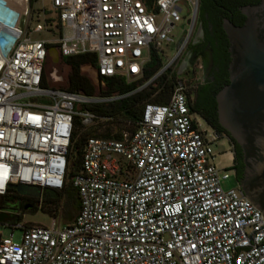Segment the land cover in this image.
I'll use <instances>...</instances> for the list:
<instances>
[{"label": "built area", "instance_id": "built-area-1", "mask_svg": "<svg viewBox=\"0 0 264 264\" xmlns=\"http://www.w3.org/2000/svg\"><path fill=\"white\" fill-rule=\"evenodd\" d=\"M50 3L54 16L29 27L28 0H0V194L21 184L39 192L61 189L72 132L83 131L79 170L69 176L78 208L62 225L55 219L47 225L8 223L21 233L17 242L0 237V264H264L260 212L237 182L221 186L229 170L211 162L216 134L200 126L176 69L198 0ZM183 5L186 32L161 64L162 42L183 17ZM40 30L55 36L29 37ZM50 47L58 59L92 54L93 76L121 79L132 88L85 95L44 85ZM151 53L160 64L144 77ZM162 75L171 82L166 100H140L137 119L98 112ZM117 118L131 128L112 130L107 124ZM100 123L108 136L95 134Z\"/></svg>", "mask_w": 264, "mask_h": 264}, {"label": "water", "instance_id": "water-1", "mask_svg": "<svg viewBox=\"0 0 264 264\" xmlns=\"http://www.w3.org/2000/svg\"><path fill=\"white\" fill-rule=\"evenodd\" d=\"M29 6V4H27ZM240 25L221 18L227 40V83L214 93L217 123L240 149L237 180L244 198L261 215L264 226V0L237 8ZM202 73L211 65L209 52L201 54ZM20 193L39 196L34 185H17ZM3 219L0 217V222ZM258 227V228H260ZM255 231V230H253ZM252 231V232H253ZM246 237L251 240V234Z\"/></svg>", "mask_w": 264, "mask_h": 264}, {"label": "trees", "instance_id": "trees-1", "mask_svg": "<svg viewBox=\"0 0 264 264\" xmlns=\"http://www.w3.org/2000/svg\"><path fill=\"white\" fill-rule=\"evenodd\" d=\"M32 0H28L29 8ZM209 0H198L197 18L203 19V13L208 9ZM50 21V19H46ZM50 46V45H48ZM46 59V58H45ZM45 62V60H44ZM59 62L65 67V74L63 82L56 87L69 91H79L85 95L94 94H110V93H122L132 88L131 84H124L121 79L103 78L99 75H94L93 79H90L83 71V66H89L92 71L95 69V59L92 54L82 53L60 57ZM43 63L42 84L46 85V77ZM159 59L157 55L151 53L149 60L144 66V77L150 75L159 66ZM102 81L103 86L95 84V82ZM171 82L166 81L164 76H160L152 85H149L147 89L137 91L128 94L113 103H110L106 109H99V113L108 114L116 113L117 115L128 118L131 120L137 119L138 103L144 98L152 102H164L169 93ZM200 89H194L193 99L191 100V109L197 112L205 121V123L212 128L216 135L224 134L230 144L232 152V164L230 169L234 172V177L237 179L241 172L242 164L240 162V149L235 141L230 138L227 132L217 123L215 115V103L213 96L207 95L204 100L195 101L196 92ZM215 91V90H214ZM86 132H78L74 130L72 132L71 145L67 155V171L65 177V184L61 189H42L39 192V196L36 197L34 205L29 207H23L30 198L23 193H20L18 189L13 188L10 192L0 194V209L8 204H17V211L23 209H30L34 212L37 208L41 211L54 215L55 212H59V217L63 219L65 223H70L77 211L78 200L75 189L69 184V176L74 175L79 170L80 153ZM99 136H108V127H103L102 132L95 133ZM115 136V135H114ZM3 213L0 211V217ZM19 215H14L11 219L3 220L0 223L13 224L18 222ZM27 225V223H22Z\"/></svg>", "mask_w": 264, "mask_h": 264}, {"label": "flooded vegetation", "instance_id": "flooded-vegetation-1", "mask_svg": "<svg viewBox=\"0 0 264 264\" xmlns=\"http://www.w3.org/2000/svg\"><path fill=\"white\" fill-rule=\"evenodd\" d=\"M257 1L209 0V6L203 13V19H196L193 36L185 46L177 62L179 73H183L187 69H191L192 71L191 77L182 78L186 92L191 100L193 99L194 89H200L196 92L195 101L204 100L210 94L214 100V93L217 89L227 83V63L229 57L227 53V40L221 28V18H226L234 25H240L244 19V15L239 13L237 8L242 5L255 4ZM206 52L210 54L211 65L207 72L203 74L200 55ZM196 71L198 76L194 77ZM202 120L204 121L203 118ZM205 125L207 124L205 123ZM209 128L212 129L211 127ZM231 172L234 176L232 169ZM238 178H235L236 182ZM29 198L30 201L24 204V208L34 205V201H36V197ZM17 206L18 203L3 206L0 209L3 213L1 218L3 220L11 219L16 215Z\"/></svg>", "mask_w": 264, "mask_h": 264}, {"label": "rangeland", "instance_id": "rangeland-1", "mask_svg": "<svg viewBox=\"0 0 264 264\" xmlns=\"http://www.w3.org/2000/svg\"><path fill=\"white\" fill-rule=\"evenodd\" d=\"M182 18L178 21L174 22L173 27L170 29L168 33V40L163 41L161 45L162 55H161V64L165 63L166 59L172 54L175 44L180 35L185 34L186 32V22L185 19L188 13V7L182 6ZM54 16V10L51 7L50 0H32L30 5V18L28 21V26L33 27L35 24H42V17L52 18ZM194 29L192 31L191 37L193 36ZM55 34L50 35L45 31L40 30L37 32H31L29 37L31 39H47L54 38ZM190 37V38H191ZM44 70L46 77V85L47 86H57L63 82V77L65 74V67L59 62L55 49L50 47L47 52V56L44 62ZM178 66H176L177 69ZM196 70V69H195ZM82 71L90 78L93 79V71L89 66H83ZM180 78L191 77L192 71L191 69H187L183 73H179ZM197 71L194 73V77H197ZM195 79V78H194ZM193 79V80H194ZM200 126L204 129H207L209 132L213 131L207 125H205L204 121H199ZM112 130L117 131L118 129H130V125L126 124L120 119H116L110 124H107ZM98 132L102 131L103 127H106V123L98 124ZM96 132V130L94 131ZM87 134V132L85 133ZM210 137V136H209ZM211 148H212V160L211 162L214 164L216 168L219 169H228L229 174L225 179H221L220 184L223 188L234 187L236 185V180L230 171V166L232 164V152L230 149V144L228 142L227 137L224 134L216 135L213 140H211ZM54 215H49L39 208H37L34 212L30 209H23L16 211V215L18 214L20 219L19 222L27 223L30 225H47L50 223L51 219H55L58 224H65L63 219L59 217V212H55ZM21 229L16 225H9L7 223H0V237H8L12 241L17 242L20 238Z\"/></svg>", "mask_w": 264, "mask_h": 264}]
</instances>
